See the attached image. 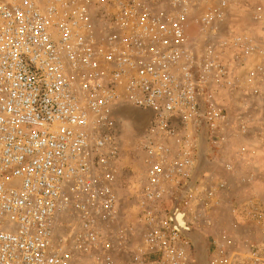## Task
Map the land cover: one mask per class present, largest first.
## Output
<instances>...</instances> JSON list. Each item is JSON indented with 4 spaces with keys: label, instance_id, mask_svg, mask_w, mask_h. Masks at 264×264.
Instances as JSON below:
<instances>
[{
    "label": "built area",
    "instance_id": "2783aa9c",
    "mask_svg": "<svg viewBox=\"0 0 264 264\" xmlns=\"http://www.w3.org/2000/svg\"><path fill=\"white\" fill-rule=\"evenodd\" d=\"M157 1L0 0V264H196L170 219L197 146L194 45L213 146L227 124L215 92L264 86V36L226 24L248 0ZM131 106L153 114L137 169L119 166L115 112ZM203 176L181 207L191 229L224 187ZM249 202L264 224V199ZM211 244L207 264H264V240Z\"/></svg>",
    "mask_w": 264,
    "mask_h": 264
},
{
    "label": "crops",
    "instance_id": "0c3cea01",
    "mask_svg": "<svg viewBox=\"0 0 264 264\" xmlns=\"http://www.w3.org/2000/svg\"><path fill=\"white\" fill-rule=\"evenodd\" d=\"M214 99L219 105L226 107L227 124L216 138L213 144L214 147L212 146L213 152L209 155L214 163V169L217 170L205 173L203 180H201L203 183L210 180L214 183L224 184V187L218 190L219 205L213 211H210L209 215L212 221H215L216 218L218 219L219 213L226 212L229 214L230 219L234 220L232 223L238 222L232 232L234 240H253L258 239L259 236L264 237V234H259L256 230L257 226L253 223H251L252 228L250 230H247L248 227L242 229L239 224V222L242 224L241 221L247 220L245 215L246 204L251 203L249 201L264 199V86H261V90L257 94L251 93L248 89H243L241 97L229 89L217 90ZM133 108L137 109L138 114L140 113L137 107ZM141 109H143V113H146L145 110L150 111L145 108ZM123 112V108H119L116 110L115 116L119 118L122 114L124 115ZM152 116L151 112V118ZM151 118L148 123V118L144 120L146 123L143 129L138 131L136 135L134 134V139L142 135L144 130H148ZM172 120L175 122L176 127H180L178 117L174 116ZM132 121L134 120L132 119ZM118 134V146H120L123 141L120 124ZM164 140L171 143L173 138L167 135ZM139 156L140 162L142 159L141 152ZM226 165H229L230 169H227ZM139 167H141V164ZM135 171L138 173L137 170ZM216 226V223L212 226L209 225L203 232L211 235L212 239H219L220 234ZM207 248L208 256L212 244H209Z\"/></svg>",
    "mask_w": 264,
    "mask_h": 264
},
{
    "label": "rangeland",
    "instance_id": "374dc122",
    "mask_svg": "<svg viewBox=\"0 0 264 264\" xmlns=\"http://www.w3.org/2000/svg\"><path fill=\"white\" fill-rule=\"evenodd\" d=\"M164 0H158L156 2V5L158 6H163L164 5ZM260 5L264 7V0H248L247 4L242 8L240 11H235L230 14V16L227 19L226 24L228 25L229 28H235V29H242V30H247L250 32H256L260 36H264V28L261 24L258 26L255 24V22L252 19V10L257 6ZM199 10H195L194 15H199ZM198 32V28L196 25H193L192 27V36H195ZM138 108V107H137ZM123 113L122 116L119 117V124L121 126V133L123 134V141L121 142L119 148H120V159H119V166L120 168H123L124 166H130L134 168H139V165L141 164L140 156H139V151L137 150V147L135 146V139H134V134L138 133V131H141L143 129L144 125L146 122H144L145 119H147V123L149 119L151 118V112L146 111V113H143V109L138 108V112L141 119L140 123L141 124H136V122L131 121L132 118L129 116L130 112L137 113V109L133 107H123ZM122 119V120H120ZM131 119V120H128ZM122 121V122H121ZM131 121V122H129ZM144 122V123H143ZM135 123V124H134ZM143 123V124H142ZM120 176H124L126 173L122 169L118 170ZM118 193L121 196L122 200L124 201V206L129 204L131 200V195L129 194V190H127L125 184L121 186L118 189ZM220 214V215H219ZM218 214V219L216 218L215 221L212 219L210 220V225L216 223L217 226L216 228L219 230L220 238L219 239H226V240H233L234 236L232 235L234 226L238 222H233L234 220L230 219L229 214L226 212H221ZM213 218V217H212ZM200 219V220H199ZM192 220V219H191ZM242 224L239 222L240 227L242 229L250 230L252 228L251 222L250 221H241ZM245 224H244V223ZM67 223V221H66ZM68 223H72L71 220H68ZM192 223V231L196 233V236H192L194 240V245H191V254L192 257L199 260L201 264H203V260L205 257V250L211 244V235L205 234L203 230L208 227L207 223H205L201 218L194 219L191 221ZM244 224V225H243ZM259 227V228H258ZM256 227V230L259 232L260 235L264 234V224L258 225ZM62 230V229H61ZM259 240H264V237L258 238ZM196 262V261H195Z\"/></svg>",
    "mask_w": 264,
    "mask_h": 264
},
{
    "label": "water",
    "instance_id": "95a60500",
    "mask_svg": "<svg viewBox=\"0 0 264 264\" xmlns=\"http://www.w3.org/2000/svg\"><path fill=\"white\" fill-rule=\"evenodd\" d=\"M193 69H192V83L194 90V97L197 103V113H198V133H197V146L194 158V165L189 178L181 184V186L176 190L172 201L173 210L171 214V221L176 229L190 242L194 245V240L191 235V227L186 224L184 219V212L181 210L183 201L187 195L192 191L194 186L197 184L198 180L208 172H213L214 163L211 161L209 155L213 152V147L209 142V132H208V122L206 118V106L205 100L203 98V93L201 92L198 78H197V49L194 45L193 49ZM129 116L138 124L139 114L130 112ZM131 120V119H128ZM132 121V120H131ZM130 121V122H131ZM135 124V123H134ZM196 264H201L199 260L195 258Z\"/></svg>",
    "mask_w": 264,
    "mask_h": 264
},
{
    "label": "flooded vegetation",
    "instance_id": "af4514ba",
    "mask_svg": "<svg viewBox=\"0 0 264 264\" xmlns=\"http://www.w3.org/2000/svg\"><path fill=\"white\" fill-rule=\"evenodd\" d=\"M139 122H140V119H139ZM191 235L192 236H196V233L191 231ZM207 250H208V248H206V250H205V257H204V260H203V264H207L208 263Z\"/></svg>",
    "mask_w": 264,
    "mask_h": 264
}]
</instances>
